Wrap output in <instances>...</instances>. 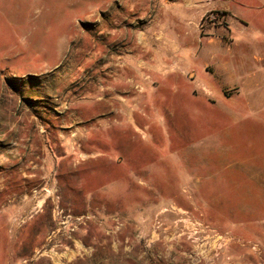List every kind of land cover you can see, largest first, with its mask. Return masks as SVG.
<instances>
[{"label":"rangeland","instance_id":"obj_1","mask_svg":"<svg viewBox=\"0 0 264 264\" xmlns=\"http://www.w3.org/2000/svg\"><path fill=\"white\" fill-rule=\"evenodd\" d=\"M180 1L0 0V264H194L196 222L231 238L216 264H264V0L194 9L227 8L184 30L196 82L112 92L109 59Z\"/></svg>","mask_w":264,"mask_h":264},{"label":"crops","instance_id":"obj_2","mask_svg":"<svg viewBox=\"0 0 264 264\" xmlns=\"http://www.w3.org/2000/svg\"><path fill=\"white\" fill-rule=\"evenodd\" d=\"M205 1L206 0L199 3L196 0H182L180 3L183 4L177 5L174 8L170 7V11L174 12L175 15H172L173 17L171 16V20L164 24V26L163 24L159 23L144 33H140L138 31L133 32L130 38L132 43L130 44L129 51H123V57L113 56L109 59L112 66L111 68L114 70L113 77L115 84L112 92L116 93L121 90H127L132 94L134 91H136V84L139 82L144 83L145 89H147L149 92L152 89H155V86L158 83L160 84L161 90H163V81L171 82L173 79H181V76L191 84L196 82L198 76H200V73L198 68L193 66L190 61L194 59H201L205 52L202 53L201 46H198L197 48L194 43H189L188 40L184 39L182 35L185 33L184 30H186L188 25L195 26L196 22L200 21L207 12L221 8L216 6L213 9L206 10L197 14L196 16H192L194 14V9L202 5ZM143 5H147V2H144ZM159 6L160 8L166 7L162 4ZM221 10H227V8H221ZM171 30L175 32V36L170 35ZM112 35L117 36V33H112ZM224 46L225 45L218 42L214 44V46L212 45L211 48L207 47L206 49H209L210 51L215 47ZM129 52H131V54H129ZM229 54L231 55H229L230 57L222 58V63L224 65V69L228 74H230V77L233 80L235 77H237L235 65L238 62L233 60V51H230ZM130 61L132 62L131 64ZM231 61L235 67L234 73V68L231 66ZM187 62L189 64L186 66L185 64ZM130 65L132 67H130ZM204 65L206 72L210 73V75L214 78L216 76L217 69H221L222 67L221 65H218V68H216L213 64V61L211 60H209ZM210 68H212V71ZM259 74L260 71L253 76L252 70H250L249 83L251 84L252 81L254 83V80L258 78ZM255 82L257 84V81ZM234 84V88L230 90L225 86L221 88L224 96H226L225 92L232 91L236 88V81ZM206 92L211 93L214 96L212 90L207 88ZM226 97L231 98L228 96ZM138 100L139 96L137 97V100L134 98L129 101L115 99V103H118L121 108H126V110H119L117 114L126 118V125L128 129L135 130L137 126L135 116L136 109L139 107ZM219 103L222 102L219 101ZM161 123H163V121H161ZM48 139H50V136H48ZM53 140H56V138Z\"/></svg>","mask_w":264,"mask_h":264},{"label":"built area","instance_id":"obj_3","mask_svg":"<svg viewBox=\"0 0 264 264\" xmlns=\"http://www.w3.org/2000/svg\"><path fill=\"white\" fill-rule=\"evenodd\" d=\"M195 225L197 227L193 229L195 235L193 263L216 264L220 259L223 246L231 242V238L228 235L222 236L201 223L196 222ZM254 250H257L256 246Z\"/></svg>","mask_w":264,"mask_h":264}]
</instances>
